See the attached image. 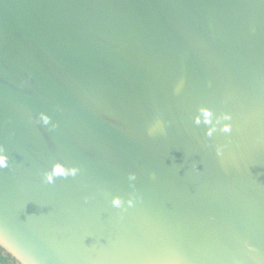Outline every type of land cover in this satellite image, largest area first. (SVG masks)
<instances>
[{
  "label": "water",
  "instance_id": "obj_1",
  "mask_svg": "<svg viewBox=\"0 0 264 264\" xmlns=\"http://www.w3.org/2000/svg\"><path fill=\"white\" fill-rule=\"evenodd\" d=\"M0 154L17 264H264V0H0Z\"/></svg>",
  "mask_w": 264,
  "mask_h": 264
},
{
  "label": "trees",
  "instance_id": "obj_2",
  "mask_svg": "<svg viewBox=\"0 0 264 264\" xmlns=\"http://www.w3.org/2000/svg\"><path fill=\"white\" fill-rule=\"evenodd\" d=\"M0 264H17L11 255L4 254L2 248H0Z\"/></svg>",
  "mask_w": 264,
  "mask_h": 264
},
{
  "label": "clouds",
  "instance_id": "obj_3",
  "mask_svg": "<svg viewBox=\"0 0 264 264\" xmlns=\"http://www.w3.org/2000/svg\"><path fill=\"white\" fill-rule=\"evenodd\" d=\"M6 164V157L3 154H0V166H4Z\"/></svg>",
  "mask_w": 264,
  "mask_h": 264
}]
</instances>
